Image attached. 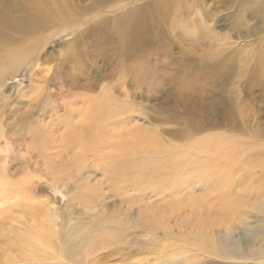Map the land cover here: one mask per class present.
<instances>
[{"label": "rangeland", "instance_id": "374dc122", "mask_svg": "<svg viewBox=\"0 0 264 264\" xmlns=\"http://www.w3.org/2000/svg\"><path fill=\"white\" fill-rule=\"evenodd\" d=\"M20 1L4 0L7 9L0 18L19 24L28 14L16 11ZM97 1L57 0L55 7L51 1L49 8L42 7L61 11L50 16L45 29L29 35L0 25V264H264V232L251 233L264 228L256 220L258 211L235 231L253 246H244L232 259L204 255L202 238L216 242L227 228L226 222L210 228L202 222L219 202L192 184L198 177L192 167L187 172L193 182L185 186L183 173L154 171L168 156L194 157V147L215 133L245 135L248 144L257 140L264 120L257 113L256 86L258 62L264 58V0H106L94 5ZM138 5L148 31L132 46L137 53L120 54L119 38L109 33L110 39L105 29H116L117 19ZM94 24L96 35L90 29ZM141 48L145 58L139 56ZM108 59L116 61L109 65ZM231 63L236 71L226 73ZM72 76L76 81H70ZM109 87L115 88L120 109L116 149L102 148L98 157L79 156L73 145L57 152L63 143L71 145L66 106L80 108L81 96ZM213 94L220 105H212ZM229 108L241 123L246 116V131L230 127L224 118ZM32 130L43 146L47 143L44 152ZM63 135L68 142H61ZM124 149L129 152L121 158L148 160L147 171L115 179L119 160L114 153ZM38 217L46 225L52 220L57 237L39 240L33 234L30 225L36 227ZM65 237L79 239L91 254L83 260L66 257Z\"/></svg>", "mask_w": 264, "mask_h": 264}, {"label": "bare ground", "instance_id": "6f19581e", "mask_svg": "<svg viewBox=\"0 0 264 264\" xmlns=\"http://www.w3.org/2000/svg\"><path fill=\"white\" fill-rule=\"evenodd\" d=\"M51 1H52L53 7L59 4L58 2H56L57 0H22L18 2V4L20 3V5L18 6L17 4L16 11L17 12L25 11L28 14L23 16V19L19 21L20 22L19 24H17L18 22L15 23V21H13L12 19L8 21L9 19L7 20L5 16H2L0 18V25H5L7 28L11 30H15L20 35L21 34L29 35L40 29H45L47 27L46 23L48 22V20H50V16L55 17L54 15L57 13V11L58 12L61 11V10H53L52 6L50 7L52 10L49 9L50 11L48 9H45V7H42L44 5L47 8H49L47 4H49ZM105 1L106 0H98L96 4L94 5H97V4L101 5ZM60 5L62 6L61 2H60ZM139 7L140 6L138 5L133 10L127 11L126 13L122 14L117 19L116 24L118 27L116 29L114 28L111 30L105 29L106 34L111 33V37H113L115 41H116V36L119 38V42H118L116 49L120 48L119 49L120 54L122 52L123 54H125L128 51H134L132 49V46L135 47V45H137V43L140 42V38L142 39L144 38L143 33L148 31V30L144 31V26L146 27V25H144L142 19L138 15L139 14L138 12L141 10ZM5 9H7V6L6 4H4V0H0V13L4 12ZM40 14L41 16L39 17ZM58 16H60V14ZM147 16H149L148 13H147ZM142 18H146V16ZM14 24L15 25L17 24V26H13ZM105 25H108V24H105ZM90 29H93L92 31H94V35H96L95 30L97 31L98 27H96V25L94 24V25H90ZM89 35L91 37V34ZM109 38H110V34H109ZM77 40H75V42ZM108 43H110V41H108ZM141 45H143V41ZM111 47H114V46H111ZM143 48H141L142 50L140 49L138 53H139V56H141L142 58H145L146 53H144ZM134 52L137 53V51H134ZM115 61L116 59L115 60L113 59V61L111 59H108V64L113 65ZM212 64H213V70L218 69V66H219L218 60H214ZM222 64L224 65L223 61L221 65ZM226 68H227L226 73L236 71L235 64L232 65V63L228 65ZM114 69L115 68H111L110 71L113 73L112 70ZM220 72L222 71L220 70ZM257 72H258L257 74L258 79L257 77H256L257 80L255 79L256 86L257 87L259 86L257 88L258 98H259L257 113L259 114L260 119H262L264 118V58L263 57L260 58V61L258 62ZM221 74L219 73V75ZM72 77H73V80L70 79V81L72 82H74V80L76 81L77 78L75 76H72ZM114 84L116 83L114 82ZM114 89H115L114 87H109L108 89L105 88L102 90V92L99 95H96V96H81L82 98L80 97V99L83 100L84 102V106H82L83 108L75 107V109H71L70 107L66 106V111L68 114V116H66L67 123H68V125L66 124V130L68 131V135L71 140L70 141L71 145L70 147H68L66 143H63L64 147L60 150L58 149L57 152H60L62 150L66 152L67 149L70 150L71 146L73 145L79 148L78 149L79 156L80 155L83 156L88 153L89 154L93 153L94 154L93 156L98 157L101 155L102 148H105L107 150L108 148H110L111 151L112 149H114V146L116 143H113V139H115L116 134H117L115 127L117 126L119 122V110H120L119 101H117L118 99L115 98ZM215 94L212 95V98L210 101L212 105H220L221 103L216 98L218 95L216 94L217 95L216 96ZM230 106H231V102H230ZM238 115L239 114H237L234 108H229V110H227V112L225 113L224 118L231 124L230 127L233 130L246 131V128L248 125V119H246V116L244 115V117L242 118L244 120V123H241ZM263 121L264 120H261L260 127L256 130L257 140H255V143H250V144L245 143V135L241 136L240 134L239 135L233 134L231 136H226L223 133H217V134L215 133L213 135L214 139L212 137L211 138L208 137L209 141H206L204 144L199 143L197 146L194 147L196 148V152L195 153L193 152L194 157L189 158L188 156L184 154L183 156L178 155V154L175 156L171 155L170 157L169 156L167 157V160L163 159L159 162V164H164L166 162L163 165V167L154 168V171L161 170L165 172L167 171L170 172L174 170L173 172L183 173L182 179H184L183 181L185 182L182 183V185L181 184L179 185L185 186L187 185V183L189 184V182H193V178H191L192 181L188 179L189 174L187 172L192 167V171L195 174L194 176H198L197 178H195L192 184L199 185L200 188H202L203 190L206 189V191L210 194L209 198L211 200L215 199L216 201L219 202L220 204L219 205L220 207L218 206L219 208L216 207V205H211V207H209V210L207 212L210 214L211 218L207 217L205 218V221L202 220V222L208 228H210L209 225L214 226L215 224L218 225L219 223L226 222L227 228L225 230V234L222 233L221 237L217 238L216 242H213L209 235H208L209 237L202 238V241L199 245L202 248V251H203L202 253L204 255L214 254L224 259H232V256L234 257L239 256V252L240 250H242L244 246L245 247L253 246V240H247L246 238L248 236H246L245 234H241L239 236L235 235V231L237 228H239V226H242L243 224L247 225L248 217L256 218L254 215H252L251 211H258L257 215L260 218L257 217L256 220L257 222L260 221L261 227L264 226V122ZM197 127H198V124H197ZM32 133L34 136V140L36 141V145L38 147L41 146V149L45 150L47 148L45 147L47 146V143L43 146L42 143H40V140L37 136V132L33 131ZM64 136L65 135H63L61 142L62 141L68 142V139L66 140V136L65 137ZM53 141L55 142V140ZM47 142L49 144V141ZM48 147H50V145H48ZM131 151L132 150H130V152ZM128 152H129L128 150L124 149V151H122L121 154H117V151L116 153H114V155L117 156L119 160L115 168V171H114V175H116L115 179L123 180L122 178L123 175L132 174L134 172L136 173V171H138L139 173L141 172L143 173L147 171L145 169L146 160L143 161L140 159L139 161L138 160L129 161L131 159L127 160V159L121 158V156L128 155ZM132 152H134V150ZM136 154L133 153V155H136ZM56 155L58 156V154ZM146 156L145 158L147 159ZM180 156L183 157L181 160H179ZM112 157H113V154H112ZM108 158L111 159L110 157ZM173 159L175 160V162H172ZM135 162L138 163V165L135 164ZM152 164L154 166L159 165L154 162ZM187 168H190V169H187ZM133 176L135 177V175ZM138 179L140 180V178ZM111 180H112V177H111ZM135 181H137V179ZM135 185H137V183ZM236 188H238L237 193L235 190ZM215 190L221 191L222 194L219 196L218 195L219 193L216 194ZM210 220H212L213 222L209 223ZM236 220H239V221H236ZM36 223H37L35 224L36 227L34 226V224H32L30 225V228L32 229L33 234L37 233L36 236L38 237L39 240H44L46 238L52 239L54 237H57V232L52 227L54 223H52L51 219H49L50 225H46L41 217L37 218ZM256 229H259L261 233L264 232V228H254L251 230V233H257ZM254 235L255 234H251L250 236L254 237ZM220 238L221 240L218 241ZM70 239L71 237L64 238V244L66 246L65 248L66 257L78 256L79 260H83L91 254V253L88 254V251L82 245L79 244V239H77L76 241L74 240L72 242H70ZM21 241L23 243L22 246L27 248L28 240L26 238H22Z\"/></svg>", "mask_w": 264, "mask_h": 264}]
</instances>
